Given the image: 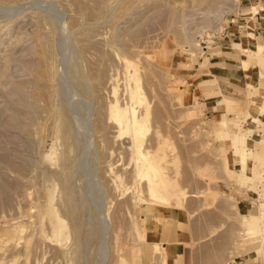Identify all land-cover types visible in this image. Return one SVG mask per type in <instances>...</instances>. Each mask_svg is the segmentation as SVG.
<instances>
[{
	"label": "rangeland",
	"instance_id": "1",
	"mask_svg": "<svg viewBox=\"0 0 264 264\" xmlns=\"http://www.w3.org/2000/svg\"><path fill=\"white\" fill-rule=\"evenodd\" d=\"M256 2L0 0V264H164L172 211L264 255V92L211 75L264 69V34L223 49Z\"/></svg>",
	"mask_w": 264,
	"mask_h": 264
},
{
	"label": "crops",
	"instance_id": "2",
	"mask_svg": "<svg viewBox=\"0 0 264 264\" xmlns=\"http://www.w3.org/2000/svg\"><path fill=\"white\" fill-rule=\"evenodd\" d=\"M256 3L257 5L246 4L247 7L256 8V11H251V10L247 11L250 16H245L244 20L240 21V24L237 25L236 27H233L232 32H229V34L232 35L228 37L230 41L225 42L228 45L223 47V49H225L224 50L225 52L228 50L231 51L233 49L232 47L233 43L236 44L237 46L238 45L241 46L242 49L245 50L247 48H245L244 46L246 45L250 46L251 44H254L256 41H258L256 40L258 39L257 37H260L262 34H264V5L259 7L258 6L259 3L258 2ZM248 23L253 24V27L251 29H248V25H247ZM239 28L242 29L240 30ZM224 51L223 53H225ZM236 62H237L236 60L227 61L225 59V63H223L222 66L218 68V71L211 73V75L221 78V80L223 79L227 83L244 82L247 84V80H249L251 81V83H254L255 89H257L258 92L260 93L262 91L264 92V82H263V87L261 88L256 87V84L260 85L258 81H261L260 74L262 73L261 71L264 72V69L263 68L261 69L260 65H258L257 63L255 64L246 63L247 65H245V63H242L243 62L242 59L238 60L237 63ZM253 73H255L254 76ZM254 96L256 97L255 93ZM243 99L246 100L247 103L248 97L245 93ZM248 107H250V110L247 112L251 114L253 110V108H251L252 107L251 103L248 104ZM251 121L253 120L251 119ZM254 124L252 123V125ZM256 127L247 130L252 131L253 135L255 134L258 135V133L261 134L262 130L257 129ZM248 134L252 136L251 133ZM246 139L251 140V137ZM238 141H240L239 134L235 138L234 143ZM254 153L257 154L258 151H254ZM237 202H238L237 209L239 210L240 214L242 213L241 215H245L250 204L245 202L241 203L239 201ZM171 216L174 219L167 220L162 225H160V223L155 221L147 222L146 234H145L146 244L143 245H146L148 249L151 250V251L149 250L150 255H152L153 253L154 245L158 244L163 249L165 255L164 264H211L210 258L213 253L216 252L221 255L226 254L227 256L230 250V244L228 241H225L224 243H218L216 240L215 241L210 240L209 238H207V236L201 237V240H199V238H196L194 236L195 233L193 231L190 232L187 229L185 222L181 221L179 212L172 211L171 213L167 214V216H165V219L166 218L169 219V217ZM252 229L253 228L250 227L248 231H251ZM192 232L194 234H192ZM194 245H196L195 249H193ZM253 253H255V251L251 250L248 253H244L243 257L240 256L242 260L239 262V264H264V255L256 254V253L254 255ZM236 257H238V255H236ZM150 259L151 257L148 258V261ZM144 263H146V261Z\"/></svg>",
	"mask_w": 264,
	"mask_h": 264
},
{
	"label": "bare ground",
	"instance_id": "3",
	"mask_svg": "<svg viewBox=\"0 0 264 264\" xmlns=\"http://www.w3.org/2000/svg\"><path fill=\"white\" fill-rule=\"evenodd\" d=\"M258 49L259 50H261L262 48L261 47H258ZM129 64V63H128ZM136 87H137V85H136ZM130 88H131V86H130ZM133 89V88H132ZM135 90H136V88H135ZM137 91V90H136ZM133 92V90L131 91V93ZM140 91L138 90V92H136V93H139ZM134 93V92H133ZM141 93V92H140ZM136 97V96H135ZM140 101V100H139ZM116 105V104H115ZM114 106V105H113ZM115 107V106H114ZM113 108V107H112ZM122 108H123V106H122ZM125 108V107H124ZM118 109V108H117ZM111 111H112V109H111ZM137 115V114H136ZM124 116V115H123ZM145 116V115H144ZM118 117H119V115H118ZM125 117V116H124ZM140 117V116H139ZM143 117V116H142ZM141 118V117H140ZM115 119V118H114ZM125 120L127 119L126 117L124 118ZM139 119V118H138ZM118 122H119V124H121L122 123V118H118ZM116 121H117V118H116ZM134 121H135V118H134ZM141 121H142V119H141ZM146 121V120H145ZM114 122V121H113ZM125 125V124H124ZM123 125V126H124ZM133 125V124H132ZM144 125V124H143ZM122 126V127H123ZM121 127V126H120ZM145 127V126H144ZM134 128V127H133ZM135 128H136V126H135ZM138 128V127H137ZM142 130V129H141ZM141 130H139V131H141ZM135 134V133H134ZM140 134V133H139ZM136 135H137V133H136ZM136 135H134V136H136ZM138 136V135H137ZM140 136H141V134H140ZM136 142V141H135ZM150 167V166H149ZM151 168V167H150ZM146 170V169H145ZM151 170H152V168H151ZM153 171V170H152ZM145 174V173H144ZM152 174V173H151ZM149 180V179H148ZM151 182V181H150Z\"/></svg>",
	"mask_w": 264,
	"mask_h": 264
}]
</instances>
